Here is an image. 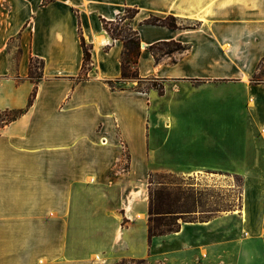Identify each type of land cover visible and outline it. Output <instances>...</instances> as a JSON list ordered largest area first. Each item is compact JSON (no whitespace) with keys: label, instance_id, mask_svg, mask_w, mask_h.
Masks as SVG:
<instances>
[{"label":"crops","instance_id":"0c3cea01","mask_svg":"<svg viewBox=\"0 0 264 264\" xmlns=\"http://www.w3.org/2000/svg\"><path fill=\"white\" fill-rule=\"evenodd\" d=\"M127 7L139 9V74L163 94L108 83L122 76L124 43L102 19ZM170 15L181 27L144 23ZM80 29L93 46L85 79ZM172 40L189 49L157 60L149 47ZM32 57L44 73L34 103L0 128V264L146 258L151 172L247 169L188 164L183 149L215 144L217 124L244 131L239 119L264 108V81L248 82L264 75V0H0V110L27 107ZM221 107L235 125L218 119ZM180 118H194L195 136L177 133ZM254 125L264 139V121Z\"/></svg>","mask_w":264,"mask_h":264},{"label":"rangeland","instance_id":"374dc122","mask_svg":"<svg viewBox=\"0 0 264 264\" xmlns=\"http://www.w3.org/2000/svg\"><path fill=\"white\" fill-rule=\"evenodd\" d=\"M178 23L180 24L179 20ZM163 48L168 46L164 45ZM153 80L154 83L162 84L158 79ZM263 81L262 74L254 75L248 80L253 85ZM148 83L150 82L133 79L122 82L120 86L136 87L140 84L146 87ZM245 93L244 90V95ZM263 109H257V118H246L244 114V119H239L238 126L244 125V131H230L226 128L222 132L217 124L214 126V135L219 138L215 144L212 142V146L205 145L201 141L197 145L186 144L183 149V159L188 164L199 165L207 161L215 166H244L247 168L244 171L186 170L150 173L151 180L156 184L149 186V199L151 188L154 192L163 187L172 198L181 196L180 206L188 203L179 209L188 211V214L178 220L186 235L173 239L156 238L167 234L178 237V231L154 236L151 238L148 257L124 259L114 264H250L254 258L264 255V244L256 242L258 237L264 235V139L257 137L254 127L257 122L264 121ZM219 110L218 119L224 120L227 125L232 121L233 125L236 124L235 118H230L225 107ZM180 119L184 122L177 133L195 136L197 130L192 123L194 118ZM210 149H213L214 156L210 155ZM185 219L195 221L185 222Z\"/></svg>","mask_w":264,"mask_h":264},{"label":"trees","instance_id":"16d2710c","mask_svg":"<svg viewBox=\"0 0 264 264\" xmlns=\"http://www.w3.org/2000/svg\"><path fill=\"white\" fill-rule=\"evenodd\" d=\"M137 7H127L123 13H121L115 20H103L104 29L109 33L113 39H120L124 43V50L122 54V76L118 80H108V83L113 89H123L125 86H120L124 81H131L133 79H139L140 82H150L146 87L132 86L133 89L139 91H146L151 87L158 88L160 94H163L162 84H157L152 81L153 79L142 78L139 74L138 62L142 53L141 40L138 30L132 26V20L138 13ZM144 23L148 24H160L170 28H179L181 25L178 23V19L175 16L159 17L151 16L146 19ZM81 44L84 50V60L82 71L78 79H85L88 77L89 70L92 68V44L88 43L80 29ZM168 48H163V46ZM109 48V46H108ZM150 51L158 60L161 55L171 54L175 51L188 50L189 46L182 44L181 42L162 41L151 45ZM30 79L34 82V89L30 95L28 105L23 109H6L0 110V128L6 124L18 119L23 115L34 103V100L38 91V84L43 79V60L38 58H31L30 63ZM159 85V87H158ZM156 184L151 180L150 185ZM158 184V183H157ZM149 185V186H150ZM181 196L176 195L174 198L165 191V188H157L154 192L150 189V205H149V237L150 239L157 235H164L171 232H178L181 229V224L178 222L179 218H185V214L188 211H179L180 207L187 206L188 203H182L180 206ZM210 220V218L208 219ZM185 222L195 221L184 220Z\"/></svg>","mask_w":264,"mask_h":264}]
</instances>
